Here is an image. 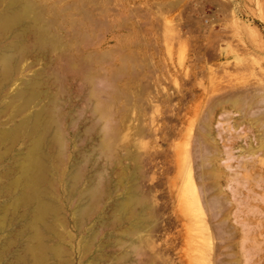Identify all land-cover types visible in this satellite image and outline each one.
<instances>
[{
	"label": "rangeland",
	"instance_id": "374dc122",
	"mask_svg": "<svg viewBox=\"0 0 264 264\" xmlns=\"http://www.w3.org/2000/svg\"><path fill=\"white\" fill-rule=\"evenodd\" d=\"M32 3L44 43L26 39L31 49L6 97L38 76L62 114L61 167L80 166L81 189L103 177L104 197L81 232L66 182L58 184L77 264H94L102 253L104 264H264V0ZM99 100L108 114L104 145L101 112L93 110ZM131 186L146 219L128 238L131 223L115 225L122 216L115 202ZM13 209L0 198V245L11 237ZM87 230L98 238L83 261Z\"/></svg>",
	"mask_w": 264,
	"mask_h": 264
},
{
	"label": "bare ground",
	"instance_id": "6f19581e",
	"mask_svg": "<svg viewBox=\"0 0 264 264\" xmlns=\"http://www.w3.org/2000/svg\"><path fill=\"white\" fill-rule=\"evenodd\" d=\"M34 9L32 0H0V105L3 103V99H9V104L3 109L0 107V118L12 104L17 101L21 102V105L7 121L0 122V169H2L0 178L5 181L0 183V198H6L14 205L13 215H11L13 218H10V222L12 219L9 232L11 237L7 239V242L5 240L6 243L0 245V264H77L75 248L71 244L73 237L69 232L67 220L62 214L64 210L62 211L60 202L63 199L58 184L62 183L63 185V182H66L68 191L66 201L73 213L72 222L74 227L81 232L94 209L97 208L99 199L104 197L102 188L99 186L100 179L103 177L101 176L100 181L98 180L99 184H94L96 179L94 178L93 181V177L92 181H89V177L85 188L81 189L79 185L83 175L78 168L79 165L72 163L68 172L61 167L64 162L66 146L60 122L62 114L57 109V98L48 96L40 90L38 76L22 80V88L12 96L6 97L12 87L16 85L15 76L22 70L23 67L20 69V65L31 49L29 43L26 44V39H29V36L35 38V35L37 37L39 33V31L36 33L39 26L35 27L38 18H35ZM32 13H34L33 23L30 20ZM40 38L44 43V36L41 35L38 39L40 40ZM42 43L40 42V44ZM84 78L83 81L88 79L91 86L92 84L96 85V82L93 83L94 78L91 79L90 76ZM95 87L94 89L93 86L90 88V91L94 90L90 94L92 97L96 96L94 94L98 92ZM46 99L48 102L44 104ZM102 100L97 101V104L94 103L96 107L93 106V110L97 109L96 113L101 112V114L99 113L101 119L98 118V120L103 122L102 130L99 128V131H102L101 135L103 133L101 142L104 145L109 127H107L108 114L106 115L105 102ZM34 107L39 108L28 113ZM15 118H19V120L15 121ZM99 122L97 121V124H100ZM20 145L24 147L18 149ZM2 148L3 150H1ZM97 174L99 175V172ZM134 190L132 187L127 197L117 201L118 203L115 202L117 209L114 206L116 211L118 210L117 212L122 215L115 220V225H121L124 221L131 223V231L124 232L127 233L125 235L128 238L134 233H139L145 227L144 219L146 218L142 215L144 212L139 211L140 207L136 208L140 206L137 204L143 203V201L140 200L141 197L138 198V195L133 193ZM1 211L4 214L7 212L5 205L2 206ZM99 222L101 228H107V222L103 218H99ZM2 223L5 222L2 221ZM2 231L3 229H0V232ZM96 232L95 230L90 232L91 235L79 252V259L88 261L98 238ZM121 244L120 246H122ZM104 246L105 244L101 246V249ZM7 253L11 255V259L8 261L5 259ZM102 255L97 254L96 256L99 258L91 257L93 260L98 258V261L93 263L104 262L107 258L105 259ZM125 256L122 257L125 258Z\"/></svg>",
	"mask_w": 264,
	"mask_h": 264
}]
</instances>
